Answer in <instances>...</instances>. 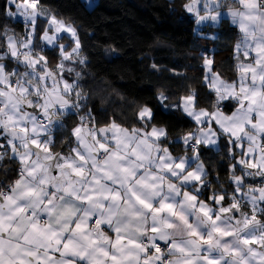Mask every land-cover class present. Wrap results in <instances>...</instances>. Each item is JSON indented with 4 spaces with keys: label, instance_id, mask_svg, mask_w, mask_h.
Returning <instances> with one entry per match:
<instances>
[{
    "label": "clouds",
    "instance_id": "obj_1",
    "mask_svg": "<svg viewBox=\"0 0 264 264\" xmlns=\"http://www.w3.org/2000/svg\"><path fill=\"white\" fill-rule=\"evenodd\" d=\"M0 264H264V0H0Z\"/></svg>",
    "mask_w": 264,
    "mask_h": 264
}]
</instances>
